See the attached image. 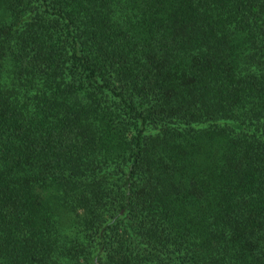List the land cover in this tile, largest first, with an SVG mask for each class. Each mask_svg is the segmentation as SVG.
I'll return each instance as SVG.
<instances>
[{"label": "trees", "instance_id": "1", "mask_svg": "<svg viewBox=\"0 0 264 264\" xmlns=\"http://www.w3.org/2000/svg\"><path fill=\"white\" fill-rule=\"evenodd\" d=\"M0 264H264V0H0Z\"/></svg>", "mask_w": 264, "mask_h": 264}]
</instances>
